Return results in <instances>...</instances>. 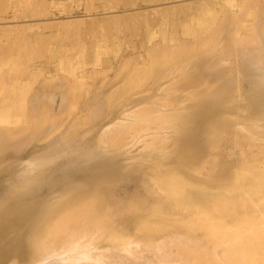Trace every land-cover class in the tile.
<instances>
[{"label": "bare ground", "instance_id": "bare-ground-1", "mask_svg": "<svg viewBox=\"0 0 264 264\" xmlns=\"http://www.w3.org/2000/svg\"><path fill=\"white\" fill-rule=\"evenodd\" d=\"M202 1L225 15L211 51L192 54L185 43L174 64L144 59L121 87L107 83L110 105L122 101L110 119L106 88L90 96L94 84L76 77L88 87L83 112L98 124L96 152L74 156L60 139L21 161L19 131L0 128V264H264V49L223 39L226 24L240 30L242 12L256 7L264 47V0ZM12 98L0 125L13 124ZM32 101L23 111L38 121L43 101L60 113L71 99L40 92ZM63 157L85 174L57 183L50 172Z\"/></svg>", "mask_w": 264, "mask_h": 264}, {"label": "rangeland", "instance_id": "rangeland-1", "mask_svg": "<svg viewBox=\"0 0 264 264\" xmlns=\"http://www.w3.org/2000/svg\"><path fill=\"white\" fill-rule=\"evenodd\" d=\"M199 2L206 5L198 7ZM213 6L202 0H0V108L13 96L8 115L13 124L0 128L19 131V159L39 157L60 139L71 143L67 149L74 156L96 152L98 124L83 112L88 87L76 84V77L86 76L84 83L94 84L90 96L106 88L103 110L110 119L118 113L113 107L122 101L110 105L117 97L113 95L116 87L111 90L107 83L120 82L117 87H121L144 59L149 65L156 61L150 65L153 68L174 64L185 43L194 48L192 54L212 48L211 38L225 21V15L214 12ZM257 11L252 7L242 12L240 30L226 24L223 39L227 45L263 51L261 37L254 35L260 21ZM234 34L242 40L234 43ZM258 69L252 68L253 74L263 71ZM244 91L250 96L249 82L244 83ZM40 92H65L70 104L59 113L43 101L36 121L23 109ZM257 100L264 115V96ZM35 122L37 127H33ZM56 166L50 174L57 183L67 176L85 174L83 166L74 165L69 157L59 158Z\"/></svg>", "mask_w": 264, "mask_h": 264}]
</instances>
